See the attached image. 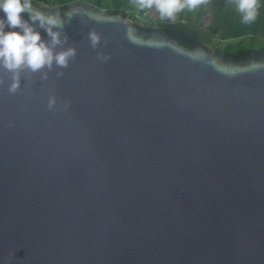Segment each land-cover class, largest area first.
<instances>
[{
	"label": "water",
	"instance_id": "water-1",
	"mask_svg": "<svg viewBox=\"0 0 264 264\" xmlns=\"http://www.w3.org/2000/svg\"><path fill=\"white\" fill-rule=\"evenodd\" d=\"M32 4L75 55L21 69L15 92L0 68L5 264H264V54Z\"/></svg>",
	"mask_w": 264,
	"mask_h": 264
},
{
	"label": "clouds",
	"instance_id": "clouds-1",
	"mask_svg": "<svg viewBox=\"0 0 264 264\" xmlns=\"http://www.w3.org/2000/svg\"><path fill=\"white\" fill-rule=\"evenodd\" d=\"M199 3L200 0H139V8H154L161 19H172L182 9H193ZM232 6L239 13L242 22L250 23L255 20L257 0H232ZM22 13H27L28 18L25 19ZM37 23L50 37L49 41L41 38L34 27ZM62 26L63 21L58 14L44 15L33 7L31 0H0V68L13 74L10 92H15L18 88V73L23 68L36 72L45 67L50 69L54 62L59 67L67 66L68 59L75 55V50H55L56 45L62 41L60 32L54 29ZM89 38L93 46L99 40L95 32H90ZM54 104L55 98L50 97L48 107L51 108ZM0 264H5L3 258H0Z\"/></svg>",
	"mask_w": 264,
	"mask_h": 264
},
{
	"label": "trees",
	"instance_id": "trees-1",
	"mask_svg": "<svg viewBox=\"0 0 264 264\" xmlns=\"http://www.w3.org/2000/svg\"><path fill=\"white\" fill-rule=\"evenodd\" d=\"M74 1H85L110 11H123L137 5L139 0H31L48 5L67 6ZM258 9L254 21L244 23L232 6V0H200L193 9L184 8L176 15V21H159L157 25L184 45H207L231 40L224 47L233 59L246 58L250 54H264V0H257ZM150 9H141L146 12ZM210 13L207 25L199 23L202 15Z\"/></svg>",
	"mask_w": 264,
	"mask_h": 264
},
{
	"label": "rangeland",
	"instance_id": "rangeland-1",
	"mask_svg": "<svg viewBox=\"0 0 264 264\" xmlns=\"http://www.w3.org/2000/svg\"><path fill=\"white\" fill-rule=\"evenodd\" d=\"M127 16L131 18L136 24L146 27V28H154L157 27V22L159 21H167V20H172L176 21L178 19L177 15L175 14L174 18L168 19L164 18L161 19L157 11L152 8L146 12H142L139 6L135 5L131 7V9H128L127 11ZM210 13L204 14L200 17L199 23H202L204 25H207L210 21ZM231 40H223L222 42H216V43H211L207 45L208 49L211 50H216L218 48H224L225 45Z\"/></svg>",
	"mask_w": 264,
	"mask_h": 264
}]
</instances>
